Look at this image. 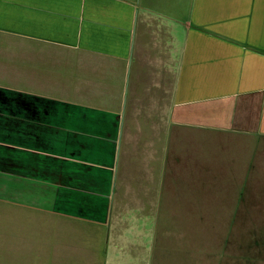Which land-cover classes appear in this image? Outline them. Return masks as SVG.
<instances>
[{"label": "crops", "instance_id": "obj_1", "mask_svg": "<svg viewBox=\"0 0 264 264\" xmlns=\"http://www.w3.org/2000/svg\"><path fill=\"white\" fill-rule=\"evenodd\" d=\"M205 219H264V0H0V264Z\"/></svg>", "mask_w": 264, "mask_h": 264}, {"label": "rangeland", "instance_id": "obj_2", "mask_svg": "<svg viewBox=\"0 0 264 264\" xmlns=\"http://www.w3.org/2000/svg\"><path fill=\"white\" fill-rule=\"evenodd\" d=\"M157 250L168 264H264V219L168 220V251Z\"/></svg>", "mask_w": 264, "mask_h": 264}]
</instances>
